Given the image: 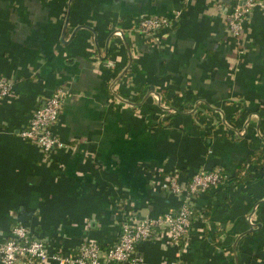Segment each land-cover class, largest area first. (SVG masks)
I'll return each mask as SVG.
<instances>
[{
    "label": "crops",
    "instance_id": "obj_1",
    "mask_svg": "<svg viewBox=\"0 0 264 264\" xmlns=\"http://www.w3.org/2000/svg\"><path fill=\"white\" fill-rule=\"evenodd\" d=\"M232 2L0 0V78L11 85L0 99L1 235L23 224L47 251L108 245L113 187L153 217L179 204L169 174L217 169L223 181L196 198L178 259L264 264V10L232 36ZM139 16L173 23L145 38ZM54 92L62 146L44 158L17 132ZM177 251L159 235L135 254L175 264Z\"/></svg>",
    "mask_w": 264,
    "mask_h": 264
},
{
    "label": "built area",
    "instance_id": "obj_2",
    "mask_svg": "<svg viewBox=\"0 0 264 264\" xmlns=\"http://www.w3.org/2000/svg\"><path fill=\"white\" fill-rule=\"evenodd\" d=\"M254 7L264 10V0H233L225 9V24L232 36L238 34L242 22L250 18ZM172 23V19L163 16H139L133 20L135 29L145 38L170 27ZM112 33L121 37L118 30ZM10 90V83L0 78V99L7 96ZM59 110L60 94L54 92L31 111L26 123L17 132L21 140L34 144L44 158L62 146L52 129ZM222 181L223 175L217 169H198L184 180L176 173L169 174L165 189L175 196L179 204L175 210L153 217H138L118 188L113 187L109 192L116 230L112 243L101 247L94 241L79 242L71 249L60 247L47 251L45 243L31 228L16 224L7 235L0 234V264H46L48 261L54 264H138L141 260L135 254L136 246L159 235L165 236L169 244L177 248L175 264H182L178 258L190 233L194 202L200 194L217 187Z\"/></svg>",
    "mask_w": 264,
    "mask_h": 264
},
{
    "label": "trees",
    "instance_id": "obj_3",
    "mask_svg": "<svg viewBox=\"0 0 264 264\" xmlns=\"http://www.w3.org/2000/svg\"><path fill=\"white\" fill-rule=\"evenodd\" d=\"M239 170V169H238ZM241 171H242V173H247V175L246 176H249L248 174H249V171L247 170V169H245L244 168V170H242L241 169ZM240 171H238V173H239ZM236 173V172H235ZM234 175V174H233ZM238 175V174H237ZM190 177V176H189ZM233 178H234V176H233ZM186 179H188V177L186 178ZM229 179V178H228ZM244 178H241V177H239V175L237 176V180L238 181H241V180H243ZM196 212H195V210H193L192 211V213H191V216H190V221L192 222L196 217ZM98 243V242H97ZM101 247H106L107 245H104V244H101V243H98Z\"/></svg>",
    "mask_w": 264,
    "mask_h": 264
}]
</instances>
